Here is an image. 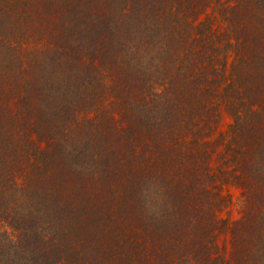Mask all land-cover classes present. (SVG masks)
Here are the masks:
<instances>
[{
  "label": "trees",
  "instance_id": "obj_1",
  "mask_svg": "<svg viewBox=\"0 0 264 264\" xmlns=\"http://www.w3.org/2000/svg\"><path fill=\"white\" fill-rule=\"evenodd\" d=\"M0 264H264V0H0Z\"/></svg>",
  "mask_w": 264,
  "mask_h": 264
},
{
  "label": "rangeland",
  "instance_id": "obj_2",
  "mask_svg": "<svg viewBox=\"0 0 264 264\" xmlns=\"http://www.w3.org/2000/svg\"><path fill=\"white\" fill-rule=\"evenodd\" d=\"M221 121H223V122L227 121V116L225 114L221 116Z\"/></svg>",
  "mask_w": 264,
  "mask_h": 264
}]
</instances>
